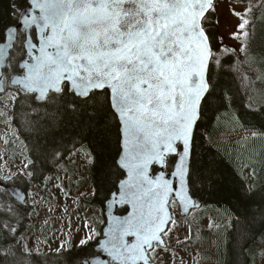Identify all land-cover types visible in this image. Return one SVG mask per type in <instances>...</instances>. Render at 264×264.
I'll list each match as a JSON object with an SVG mask.
<instances>
[{
	"label": "water",
	"instance_id": "water-1",
	"mask_svg": "<svg viewBox=\"0 0 264 264\" xmlns=\"http://www.w3.org/2000/svg\"><path fill=\"white\" fill-rule=\"evenodd\" d=\"M215 0H27L0 44V95L44 103L63 86L81 100L106 92L119 125L123 177L103 205L104 226L82 264H153L172 221L201 207L190 193L193 137L208 91L211 48L202 21ZM25 36L19 74L4 70ZM34 33V39L31 37ZM169 158H175L170 172ZM153 169L156 171L153 173ZM19 205L26 194L5 188ZM120 210H125L119 214Z\"/></svg>",
	"mask_w": 264,
	"mask_h": 264
},
{
	"label": "trees",
	"instance_id": "trees-1",
	"mask_svg": "<svg viewBox=\"0 0 264 264\" xmlns=\"http://www.w3.org/2000/svg\"><path fill=\"white\" fill-rule=\"evenodd\" d=\"M223 1L246 8V44L241 53L221 50L212 8L202 23L212 57L208 70L209 91L202 102L193 137L189 187L191 195L201 202L206 212L212 207L225 208L232 221L226 237L211 229H202L201 243L197 244L201 256L198 264H260L264 253V158L262 167H257L259 181L250 190L236 171L229 151L234 137L264 136V30L260 29L264 24V0ZM26 7L27 0H0V44L6 30L17 24L19 14ZM23 40L24 36L18 33L4 71L5 78L19 73ZM11 94L14 95L11 125L30 158L26 167L29 180L19 176L14 184L28 192L31 184H40L72 152L83 148L91 158L88 181L91 196L81 199L87 207H98L103 225V204L123 177L116 165L120 152L119 125L111 111L108 94L92 93L81 100L69 94L65 87L61 94H50L41 104L32 96ZM227 125L231 128L227 129ZM16 138L8 143L7 154L17 143ZM174 161L175 158L167 160L166 171L171 170ZM2 194L3 200L15 204L4 190ZM24 222L25 219L20 220L19 230ZM3 244L1 241L0 246ZM95 244L94 241L47 255L27 253L20 246L11 247L0 250V264H81L82 259L95 255Z\"/></svg>",
	"mask_w": 264,
	"mask_h": 264
},
{
	"label": "rangeland",
	"instance_id": "rangeland-1",
	"mask_svg": "<svg viewBox=\"0 0 264 264\" xmlns=\"http://www.w3.org/2000/svg\"><path fill=\"white\" fill-rule=\"evenodd\" d=\"M245 9L244 6L223 0L215 3L213 10L223 52L243 51L246 44ZM260 29L264 30V24ZM13 101L14 95L11 93H6L0 100V180L10 185H13L19 176L29 180L25 169L30 163L25 144L18 134L15 135L11 126ZM228 128L230 129L231 125H227ZM15 138L17 143L7 154V145ZM229 153L232 155L236 171L248 189L253 190L259 181L260 173H257V170L263 165L264 136L248 134L234 137ZM90 177L91 158L80 148L64 159L34 189V185H31L24 210L12 206L6 199L0 200V222L4 219V223H7L1 224L0 227L2 243H10L14 239V246L18 244L24 252L47 255L96 241L102 229V220L99 218L101 211L96 205H83L82 201L84 197L91 196L88 188ZM0 197H4L1 190ZM170 208L173 222L164 237L167 247L164 250L155 249L151 256L149 255L155 264H198L201 256L197 244L201 243L199 233L202 229H211L214 233L226 237L231 226L232 218L225 208L212 207L207 212L200 208L198 212H192L187 220H179L174 202L170 203ZM2 212L10 214L5 216ZM205 212L207 214H204ZM22 219H25L24 226L19 230ZM11 229H14L13 233ZM14 232L15 236L12 238ZM7 248L0 247V250L6 251ZM260 264H264V253Z\"/></svg>",
	"mask_w": 264,
	"mask_h": 264
},
{
	"label": "flooded vegetation",
	"instance_id": "flooded-vegetation-1",
	"mask_svg": "<svg viewBox=\"0 0 264 264\" xmlns=\"http://www.w3.org/2000/svg\"><path fill=\"white\" fill-rule=\"evenodd\" d=\"M0 188L3 189V187L1 186V183H0ZM0 200H1V201H5V200L2 199V197H0ZM12 206H16V204H13ZM1 214H4L5 216H7L8 214H10V212H2ZM11 214H12V213H11ZM5 219H6V217H5ZM4 221H5V220L3 219V220H2V223L0 222V227H1V224L4 223ZM13 230H14V229H11V232H12V233H13ZM12 237H13V235H12ZM1 241H2V240H1V233H0V242H1ZM13 241H14V240H12L11 243L7 244V246H8V247L13 246Z\"/></svg>",
	"mask_w": 264,
	"mask_h": 264
},
{
	"label": "bare ground",
	"instance_id": "bare-ground-1",
	"mask_svg": "<svg viewBox=\"0 0 264 264\" xmlns=\"http://www.w3.org/2000/svg\"><path fill=\"white\" fill-rule=\"evenodd\" d=\"M17 20H18V19H17ZM15 26H16V25H15ZM9 28H10V27H9ZM9 28H8V29H9ZM6 31H7V30H6ZM5 33H6V32H5ZM17 37H18V35H17ZM4 38H5V37H4ZM2 43H3V42H2ZM2 43H1V44H2ZM1 222H2V221H1ZM15 223H17V222H15ZM4 224H7V223H4ZM17 224H18V223H17ZM17 224H15V226H16ZM8 225H9V224H8ZM9 227H11V226L9 225ZM5 244H9V243H8V242H5Z\"/></svg>",
	"mask_w": 264,
	"mask_h": 264
}]
</instances>
